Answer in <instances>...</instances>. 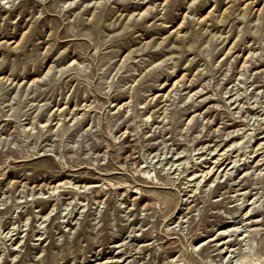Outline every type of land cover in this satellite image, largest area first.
Returning a JSON list of instances; mask_svg holds the SVG:
<instances>
[{
  "label": "rangeland",
  "instance_id": "rangeland-1",
  "mask_svg": "<svg viewBox=\"0 0 264 264\" xmlns=\"http://www.w3.org/2000/svg\"><path fill=\"white\" fill-rule=\"evenodd\" d=\"M243 256L264 264V0H0V264Z\"/></svg>",
  "mask_w": 264,
  "mask_h": 264
},
{
  "label": "bare ground",
  "instance_id": "bare-ground-1",
  "mask_svg": "<svg viewBox=\"0 0 264 264\" xmlns=\"http://www.w3.org/2000/svg\"><path fill=\"white\" fill-rule=\"evenodd\" d=\"M246 212H247V211H246ZM238 264H250V263L248 262V260L246 259V257L243 256V257L239 260Z\"/></svg>",
  "mask_w": 264,
  "mask_h": 264
}]
</instances>
